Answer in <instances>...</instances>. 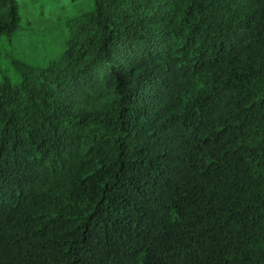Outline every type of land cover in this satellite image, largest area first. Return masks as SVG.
I'll return each mask as SVG.
<instances>
[{
	"label": "trees",
	"instance_id": "trees-1",
	"mask_svg": "<svg viewBox=\"0 0 264 264\" xmlns=\"http://www.w3.org/2000/svg\"><path fill=\"white\" fill-rule=\"evenodd\" d=\"M0 264H264V0H0Z\"/></svg>",
	"mask_w": 264,
	"mask_h": 264
},
{
	"label": "rangeland",
	"instance_id": "rangeland-1",
	"mask_svg": "<svg viewBox=\"0 0 264 264\" xmlns=\"http://www.w3.org/2000/svg\"><path fill=\"white\" fill-rule=\"evenodd\" d=\"M29 15L30 20L32 23L29 25L33 27V31L31 32V37L28 39V42L20 41L19 49L20 50H28L29 52L36 53V51L40 52L44 47L43 51L48 53H52L53 49H47L46 44L40 48L43 40L50 43L52 46L57 45V41H59L64 32L53 19H45L41 21L36 15L32 14L31 10L26 11Z\"/></svg>",
	"mask_w": 264,
	"mask_h": 264
}]
</instances>
